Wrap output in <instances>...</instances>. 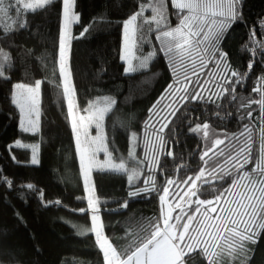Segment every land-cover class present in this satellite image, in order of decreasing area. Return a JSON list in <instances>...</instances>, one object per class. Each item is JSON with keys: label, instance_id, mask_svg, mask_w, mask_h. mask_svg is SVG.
<instances>
[{"label": "trees", "instance_id": "1", "mask_svg": "<svg viewBox=\"0 0 264 264\" xmlns=\"http://www.w3.org/2000/svg\"><path fill=\"white\" fill-rule=\"evenodd\" d=\"M140 2L141 0H76L74 11L80 15V20L69 31L70 41L64 58L71 84L75 86L73 100L80 114L86 115L83 109L88 107L90 101L96 102L103 96L116 99V105L106 117L105 129L109 134L110 145L124 152L130 149L129 131H136L141 136L153 133V128L145 127L146 123H153L155 120V117L153 121L148 120L150 109L160 108L168 103V100H161L160 97L176 79V74L163 53L158 54L148 69L125 74L126 64L121 59L122 25L137 10ZM61 9L60 0H55L45 10H38L35 15L27 16L26 23L30 25L28 31L18 32L8 41L0 39V47L5 51L10 48V55L15 61L11 80L0 82V166L15 182H32L46 193V199L61 201L60 205L41 207L33 198L24 204L11 193L5 199L6 189L0 187V229H4L0 231V264H105L103 253L96 244L95 234L91 232L90 214L87 211L83 214L79 212V209L87 207V193L75 135L67 114V100L62 90L59 64V37L63 28ZM166 11L170 25L177 26L179 21L171 0H167ZM9 13L11 14V10ZM145 15L151 16L152 13L148 10ZM101 17L103 19H99ZM243 19L244 23L233 25L221 44L228 53L232 67L240 72H244L250 58L247 50L251 36L250 26L264 23V0H243ZM5 24L11 25L8 16H0V26ZM85 26L89 30L81 35ZM259 32H264V28L258 30L257 39H260ZM155 37V32L148 34V42L143 45L145 53L152 47L159 49L160 41ZM196 63L198 67L199 60ZM190 68L191 66L189 73ZM213 71L214 65L209 63L201 72L202 81L210 78ZM183 72V68L179 69L181 80ZM262 73L264 68L259 65L254 67L245 87L237 88L238 95L258 99V94L252 93L251 89L255 85L254 77ZM36 80L42 81L39 90L41 120L37 135L32 136L18 131L21 114L11 103V93L14 91V83L34 85ZM207 94L204 92L205 96ZM227 100L225 97L218 101L220 109L212 104H189L185 106L187 112L185 107H180L174 116L169 117L171 123L163 135L170 141L169 147L173 155L169 157L161 154L158 158L159 168H154L152 161H146L138 169L139 176L135 178L140 181L138 187H144L145 181L155 180L154 187L157 191L150 195L129 198L127 174L96 170L90 173L92 195L99 200L98 206L101 209L102 231L117 251L123 253L145 225L161 219L159 190L164 186L165 178L181 179L197 174L203 166L199 157L205 145L212 147L214 139L218 136L224 138L225 133L238 135L242 125L248 122L246 117L249 111L255 125L254 139H258L262 123L259 120L260 106L253 104L250 108L237 110L238 101L227 104ZM216 111L221 113L223 119L214 115ZM241 116L245 119L241 120ZM204 122L210 125L207 138H203L202 133L197 135L189 131L190 126ZM17 138H21L22 142L40 144L38 165L18 167L9 159L5 145ZM224 148L221 145L216 151ZM256 148L257 145L254 144V156ZM135 151L138 157L143 158L145 148L142 143ZM17 155L20 160H29L30 150H18ZM205 159L209 161V166H213L222 162L223 157H213L210 153V157ZM228 167L230 165H226L225 169ZM252 167V164H246L241 171H250ZM232 173L237 175L236 169L233 168ZM208 180L211 181L212 177H208ZM231 183L232 177L225 176L224 180L217 183L204 184L201 198H212L215 194L212 188L219 192ZM174 190L175 186L170 191ZM169 198L172 203L181 202L182 199L180 195H170ZM125 200H129L126 212L118 207ZM9 203L15 207H10ZM221 203L223 205V201ZM182 206L191 211L187 204ZM194 207L193 204L192 208ZM14 211L24 217L26 224L16 222ZM179 211V208L175 209L176 214ZM199 217L200 214H197V219ZM37 246L39 251L36 250ZM248 247L251 251L246 256H229L226 250L221 252L216 249L217 255L212 259L216 264H264V238L258 244ZM191 257L189 264H206V258L198 250Z\"/></svg>", "mask_w": 264, "mask_h": 264}, {"label": "snow or ice", "instance_id": "2", "mask_svg": "<svg viewBox=\"0 0 264 264\" xmlns=\"http://www.w3.org/2000/svg\"><path fill=\"white\" fill-rule=\"evenodd\" d=\"M54 2L55 0H7L6 6V0H0V16H8L11 25L15 26L14 28L7 24L0 26V39L8 41L18 32L28 31L30 25L26 23L27 16L35 15L38 10H45ZM60 2L63 23L59 37L62 90L67 100V114L75 135L76 146L80 152L87 193V207L79 209V212L83 214L87 211L90 214L91 232L95 234V241L103 253L105 264H189L191 254L197 250L206 258V264H216L212 259L217 255L216 249L221 252L226 250L229 256L234 254L246 256L251 251L248 246L258 244L261 238H264V73L254 77L255 85L251 89L252 93L258 94V99L239 96L237 88L245 87L254 67L259 65L264 68V32H259L260 39L256 38L258 30L264 28V23L250 26L251 36L247 49L250 58L244 72H240L232 67L228 53L223 50L221 44L234 24L244 23L243 0H171L179 21L175 27L169 22L167 0H151V3L149 0H141L137 10L130 14L122 25L121 58L127 64L125 74L148 69L158 54L163 53L173 73L176 74V79L160 97L161 100H168V103L160 108L150 109L148 120L153 121L154 117L155 120L153 123H146L145 127L153 128V133L141 136L136 131H129L130 149L127 154L128 160H125L117 155L115 147H111L110 150L109 134L105 129V119L117 103L114 97L103 96L96 102L90 101L88 107L83 109L86 115H74L75 86L68 80L64 56L70 26L79 22L80 15L74 11L76 0ZM148 10L151 11V16L145 15ZM88 30V26L82 28L81 35ZM152 32L156 33L155 39L160 41L159 49L152 47L145 53L143 45L148 42V34ZM10 51V48L5 51L0 47V82H9L11 73L15 70V61ZM134 59L139 61L138 66L133 65ZM209 63L214 65V71L210 78L202 81L201 72ZM181 68L184 69L182 80L179 78ZM41 84L42 81L36 80L34 85L16 82L12 86L14 91L11 93V103L21 114L18 125L21 134L37 135L39 121L37 97ZM204 92L208 93L207 96ZM225 97L228 98L227 104L238 101L237 110L250 108L253 104L260 106L259 120L262 123L258 139H254L255 125L249 111L246 117L248 122L242 125L238 135L225 133L224 138L218 136L214 139L212 147L205 145L199 157L203 161V166L197 174L181 179L165 178L164 186L159 190L161 219L145 225L123 253L117 251L102 231L99 200L93 197L92 188L89 187L90 173L95 168L99 172L127 174L129 198L150 195L157 191L154 187L155 180L145 181L144 187H138L140 181L135 178L139 176L138 169L146 161L157 162L159 168L158 158L161 154L169 157L173 155L169 147L170 141L163 135L171 123L169 117L174 116L180 107L193 103L212 104L216 109H220L221 104L218 101L224 100ZM185 111H188L186 107ZM214 115L223 119L219 111ZM240 119L244 120L245 117L241 116ZM93 127L96 129L94 136L91 134ZM209 128L207 122L197 123L190 126L189 131L197 135L202 133L203 138H207ZM141 143L145 148L143 158L138 157L135 151ZM254 144L257 145L255 156ZM221 145L225 148L217 152L216 149ZM39 149V143L22 142L21 138L5 145L9 159L18 167L38 165ZM18 150H30V159L20 160ZM101 152L105 156L102 161L98 159ZM210 153L213 157L222 156V162L209 166V161L205 158L210 157ZM246 164H252L253 167L250 171H241ZM226 165L230 167L225 169ZM149 167L151 168V165ZM233 168L236 169L237 175H233ZM160 171L163 172V169ZM225 176L232 177V183L228 187L219 192L212 188V192L215 193L212 198H201L203 195L201 188L204 184L217 183L224 180ZM208 177H212V180L209 181ZM243 181L247 183H242ZM173 186L175 190L170 191ZM0 187L6 189L5 199L8 193H11L24 204L33 198L41 207L61 204L58 199H46V193L32 182H15L12 177L5 174L2 166ZM234 188H240L242 191L234 193L232 191ZM170 195L173 197L180 195L181 202H170ZM221 201L223 206L220 204ZM182 204H187L191 211L186 210ZM128 205L129 200H125L118 207L126 212ZM9 206L15 207L11 203ZM175 208H179L180 211L174 216ZM197 214H200V219H197ZM14 218L17 223L26 224L18 211H14ZM36 250L39 251L38 246Z\"/></svg>", "mask_w": 264, "mask_h": 264}, {"label": "rangeland", "instance_id": "3", "mask_svg": "<svg viewBox=\"0 0 264 264\" xmlns=\"http://www.w3.org/2000/svg\"><path fill=\"white\" fill-rule=\"evenodd\" d=\"M6 6H7V0H6ZM9 12H10V10H9ZM74 24V23H73ZM72 24V25H73ZM72 25L70 26V29H71V27H72ZM70 41V34L68 33V39H67V42H69ZM66 53V52H65ZM121 57H122V51H121ZM64 58H65V56H64ZM122 59V58H121ZM123 61V60H122ZM124 62V61H123ZM125 63V62H124ZM126 64V63H125ZM138 64H139V61H136L135 59L133 60V65L134 66H138ZM126 68H127V64H126ZM125 68V69H126ZM142 70H144V69H142ZM139 71H141V70H139ZM68 73V72H67ZM132 73H134V72H132ZM132 73H128V74H132ZM68 80H69V82L71 83V78H70V76H69V74H68ZM62 81H63V77H62ZM73 103H74V115H76V116H79V115H82V114H80V112L78 111V108H77V106H76V103H75V101L73 100ZM37 108H38V110H39V121H38V125H37V127H38V131H39V128H40V120H41V114H40V92L38 93V97H37ZM105 123H106V119H105ZM91 134L94 136V135H96V129L93 127L92 129H91ZM153 139H154V137H153ZM111 147H115V146H111L110 145V150H111ZM115 149H117V155L118 156H120V157H123V158H125V160H128V151H129V149H128V151L127 152H124L123 150H121V149H119V148H117V147H115ZM79 155H80V152H79ZM98 159L99 160H104L105 159V156H104V153L103 152H101L100 154H99V157H98ZM129 163H130V161H129ZM151 164H153L154 165V168L157 166V162H151ZM83 170V169H82ZM95 170V168L93 169V171ZM149 182H150V180H149ZM247 183V182H246ZM89 187H91L90 185H89ZM240 191H242V189H240V188H236L233 192L235 193V192H240ZM235 198V197H234ZM169 201L170 202H172L171 201V198H169ZM161 204V203H160ZM220 204H221V206H223L222 205V203L220 202ZM176 209V208H175ZM175 209H174V211H173V214H176L175 213ZM212 215H216V214H212ZM199 219H200V217H199ZM100 221H101V219H100Z\"/></svg>", "mask_w": 264, "mask_h": 264}, {"label": "crops", "instance_id": "4", "mask_svg": "<svg viewBox=\"0 0 264 264\" xmlns=\"http://www.w3.org/2000/svg\"><path fill=\"white\" fill-rule=\"evenodd\" d=\"M68 45H69V42L66 43V48ZM65 52H66V50H65ZM92 193H93V190H92ZM173 215L175 216L176 214H173Z\"/></svg>", "mask_w": 264, "mask_h": 264}, {"label": "built area", "instance_id": "5", "mask_svg": "<svg viewBox=\"0 0 264 264\" xmlns=\"http://www.w3.org/2000/svg\"><path fill=\"white\" fill-rule=\"evenodd\" d=\"M100 218H101V215H100Z\"/></svg>", "mask_w": 264, "mask_h": 264}]
</instances>
